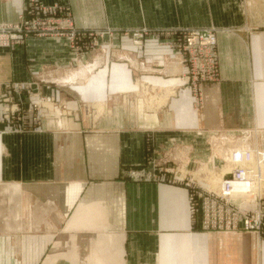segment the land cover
Listing matches in <instances>:
<instances>
[{
    "label": "crops",
    "instance_id": "1",
    "mask_svg": "<svg viewBox=\"0 0 264 264\" xmlns=\"http://www.w3.org/2000/svg\"><path fill=\"white\" fill-rule=\"evenodd\" d=\"M34 6L63 7L68 13L59 14L89 35L80 52L66 36L40 34L0 50V196L8 198L0 205L14 201L7 219L21 222L0 228V264H264V234L195 229L185 185L126 175L153 161L207 158V119L191 111L187 88L161 111L143 113L126 91L138 83L128 84L121 62L134 55L162 61L146 70L184 73L181 62L163 63L177 53L157 49L152 36L215 28L219 78L202 95L208 122L221 124L219 132L264 134V0H0V22L30 18ZM137 30L152 35L147 56L145 45L127 51ZM108 42L118 48L101 53ZM77 56L92 62L72 68ZM148 77L173 88L182 78ZM9 106L19 108L15 117Z\"/></svg>",
    "mask_w": 264,
    "mask_h": 264
},
{
    "label": "built area",
    "instance_id": "2",
    "mask_svg": "<svg viewBox=\"0 0 264 264\" xmlns=\"http://www.w3.org/2000/svg\"><path fill=\"white\" fill-rule=\"evenodd\" d=\"M33 16V19H25L21 16L17 26L11 23H0V46L10 47L16 43H20V35L27 30L26 25H32L37 29L38 26L46 24L39 18L40 12L54 15L55 22H58L56 17L60 12L68 13L63 7H41L34 6L33 9H29ZM69 16V14H66ZM64 23L61 24V29L56 35H67L71 42H75L78 38L85 36V33H81V30L77 28L71 19L66 18ZM25 27V28H24ZM73 28L71 32H64V28ZM141 31H135L136 36H140ZM171 34L182 33L184 37L178 39V47L181 58L186 61L191 60V67L189 68V74L193 79L199 83L196 84L195 93L197 103L202 99L203 90L206 88L205 83L209 80H215L218 75V63L216 47L218 43L217 30L215 28H197V29H181L178 31H171ZM188 34H190L188 36ZM81 36V37H80ZM138 38V37H137ZM175 41V40H174ZM137 41H135L136 43ZM173 43V41H172ZM173 45V44H171ZM181 50V51H180ZM188 79V78H187ZM199 81V82H198ZM5 102L10 101L11 97L6 95L3 97ZM37 107V104H34ZM19 110L18 107L9 106L6 111L8 115H14ZM243 135V134H242ZM249 157V153L246 154ZM222 159L221 157L219 158ZM166 163V162H165ZM159 161H153L150 168H130L126 171V175L134 180H153V181H168L170 183H182L185 185L189 193V213L191 217V225L193 228L202 229L208 232L216 233H235L239 231L255 232L258 234H264V194L259 195L255 199V205L245 206L242 204V200L234 198L229 193L231 181L227 179L224 183L225 189L217 191L212 186H209L210 182L204 178L203 174L191 173L189 170V164H181L180 167L173 165H165ZM224 163L222 159L220 163L214 164L219 168ZM199 166L201 163L196 162ZM240 172L237 173V177H240ZM196 175V176H195ZM197 177V178H196ZM206 183V188L200 189L198 183ZM198 182V183H197Z\"/></svg>",
    "mask_w": 264,
    "mask_h": 264
},
{
    "label": "rangeland",
    "instance_id": "3",
    "mask_svg": "<svg viewBox=\"0 0 264 264\" xmlns=\"http://www.w3.org/2000/svg\"><path fill=\"white\" fill-rule=\"evenodd\" d=\"M40 17L39 18H37V19H40V20H42V21H45V25L43 26V24H41L40 26H38L37 27V29L36 28H34L33 27V24L32 25H30V27H29V25H26V27L28 28L27 30H25L24 32H22L21 33V35H20V41H22L23 40V37H26V36H28V35H31V34H40V35H51V36H66V37H68L66 34L65 35H56L57 33H59V32H56L55 33V30H59V29H61V24H63L64 22V20L66 19V18H68V17H70V16H68V15H65L64 16V14L63 15H61V14H59V15H57L56 17L58 18V22L56 23L55 22V17H54V15H52V14H50L49 12H46V13H43V12H40V15H39ZM35 16H33L32 14H31V16H30V18H27V19H29V20H31V19H33ZM19 21V20H18ZM18 21H16L15 23H14V25L15 26H17L18 24H16V23H19ZM0 23H4V22H0ZM25 28V27H24ZM64 30H66V31H64V32H71V31H73V28H64ZM79 30H81L80 28H79ZM171 31H168L166 34H160V37H155V36H152L151 35V33H149V34H147V33H145L144 31L143 32H140L141 34H140V36H136L134 33H135V31H133L132 33H131V36H132V38L134 39V44H131L130 46H128L127 48V51H130L131 50V48H137V46L138 45H145V47H144V49H146L145 51H141V54L142 55H145V56H147V53H149V52H146V51H150L151 49H150V47H147L146 48V42H145V37L147 36H149V38L152 36L154 39H155V43H157L155 46L157 47V49H160V50H163V51H167V52H170V53H168V54H171V52L173 51V50H175L176 51V56H177V58H174L175 57V55H173V59L172 58H170V59H167V60H164V62L163 63H166V64H169V65H173V66H175V65H178V62H181V64H182V66H183V72L184 73H182V72H180L181 71V69H177L176 71H172V72H153L151 69H144L143 68V65H145V66H147V67H152V69L153 68H155V67H157V65L159 64V63H161L162 61H159V63L158 62H156L155 64H152L151 62H149V61H147L146 60V62L144 61V60H140V59H137V58H135L134 57V55H131V58H133V59H135V60H137V64H133L130 60H131V58H128V60H126V61H121V62H126L127 63V65H126V68H127V70H128V72H127V75L125 76L126 77V80L129 82L128 84H131V83H138L137 84V87H134V89H133V87H128L127 89H126V91H128V93H132L131 95H138L137 97H139V99H140V101H141V108H142V112L143 113H146V114H149L150 112H155V111H161V109L163 108V107H165L166 105H167V103L169 104L170 102V100H172L173 98H175V97H179L180 96V93H181V91L182 90H184L185 88H187V89H189L191 92H192V94H193V97H194V106H193V110L191 109V111L196 115V114H199L198 115V118L200 117V116H202V117H205V119H207V123L204 125V131L206 132V140H205V145H206V148H207V153H208V157L207 158H204L205 160H208V158L209 157H212L214 160H213V163L214 164H218V163H220L221 162V160L223 159H225L224 157H227V155H226V153H227V151H229L230 149H227V148H234L235 146H237V143H238V141L239 140H241V138H242V136H244V135H239L238 133H237V136H232L231 134H234V133H225V132H219L220 131V125L221 124H219V127L217 128V127H213V125L210 123V122H208V121H210L211 119L206 115V114H208L207 112H206V110H204V107H203V99H201L198 103H197V99H196V93H195V87H196V84H199V83H197L194 79H193V77L189 74V68L191 67V60H190V58L188 57V59L189 60H186V61H184L182 58H181V56H180V53L178 52L179 51V47H178V39H179V36L180 37H184L183 36V34L182 33H177V34H171L170 33ZM86 35L85 36H87V35H89V33H85ZM92 34V33H91ZM90 34V35H91ZM96 35H98L99 37L101 36V34L100 33H95L94 34V36H96ZM190 34H188V36H189ZM85 36H83L82 38H78V40H76L75 42H71V39H69V37H68V40H69V43H70V46H71V48L75 51V52H80V46H82V43L85 41V39H87V37H85ZM92 36V35H91ZM93 36V37H94ZM81 37V36H80ZM138 37V38H137ZM151 39V38H150ZM175 40V41H174ZM135 41H137L136 43H135ZM172 41H173V43H172ZM93 42V44L94 45H96V46H98L99 45V43H98V40L97 39H95V37H94V40L92 41ZM150 42H152V41H150ZM159 42V43H158ZM148 43H149V41H148ZM102 44V43H101ZM114 43H107L106 45H101V46H99V47H101L102 48V50H101V53L102 52H105V51H107V52H109L110 53V49H115V48H118L117 46H114L113 45ZM171 44H173V45H171ZM107 45H109V46H107ZM112 45V46H111ZM14 46V45H13ZM84 46L87 48L88 47V45H87V43L85 42L84 43ZM107 46V47H106ZM8 48H12V46H10V47H4V46H0V50H2V49H8ZM96 48H98V47H96ZM138 48H140V47H138ZM153 48V47H152ZM173 49V50H172ZM133 50V49H132ZM181 51V50H180ZM163 54V53H162ZM164 54H166V53H164ZM103 55V54H102ZM144 56V57H145ZM130 57V56H129ZM102 60V63H101V65L99 66V68H102V66H105V62H107L108 60L107 59H105V57L104 58H102L101 59ZM92 62V60L91 61H89V60H86V58H81V57H79V56H77V57H75L74 58V63H76V65H74L72 68H79L81 65H87V64H89V63H91ZM110 62H117L116 60H112V61H110ZM120 62V61H119ZM78 63V64H77ZM162 63V64H163ZM217 63H218V60H217ZM112 64V63H111ZM175 64V65H174ZM179 66V65H178ZM180 67V66H179ZM218 69H219V67H218ZM132 70H136L135 72H133ZM171 74H173V75H171ZM175 74H177V75H175ZM179 74V75H178ZM154 76V75H157V76H160V78H163V79H169V78H172V77H179V78H181V80H183V82H177L178 84L179 83H181L180 85H177V86H175V88H173L174 87V85H176V82H174V83H172L171 85L173 86V87H171V85H167V86H163V84L162 83H158V82H156V80H154V81H152V77L151 78H149L148 76ZM124 76H122L121 78H123ZM114 78H119V76L118 75H116V76H114ZM188 78V79H187ZM218 78H219V75H217V77H216V79L215 80H209V81H207L206 83H205V85L208 87V86H210L211 85V83H214V82H216L217 80H218ZM155 79H157V78H155ZM108 80V79H107ZM106 79H105V81H107ZM180 80V79H179ZM168 82H170V81H168ZM199 82V81H198ZM3 84H5L8 88L10 87V86H12V81H7V80H3V82H2ZM23 84V83H22ZM172 88L174 89V90H172ZM166 91H167V94H166ZM171 91V92H170ZM173 91V92H172ZM17 93V92H16ZM15 93V94H16ZM170 93H172V94H170ZM170 95V96H169ZM190 95V94H189ZM203 97V96H202ZM107 99H108V95H107V97H106ZM181 97H179V99H180ZM97 99V98H96ZM100 98L98 97V100H99ZM170 99V100H169ZM186 99H187V97H185V100L184 101H186ZM169 100V101H168ZM173 101V100H172ZM171 101V102H172ZM185 103L186 102H183V104L182 105H185ZM83 104H86V102H84ZM47 105H49L48 107H52V105H54V106H56L55 104H51V103H49V104H47ZM170 105V104H169ZM190 105L192 106V103H190ZM53 106V107H54ZM168 106V105H167ZM188 107H186L184 110H185V112L186 113H191V111H189V108L187 109ZM195 108H197L198 110H196ZM160 109V110H159ZM105 111V110H104ZM103 111V112H104ZM112 111V110H111ZM102 112V113H103ZM205 112H206V114H205ZM186 113L184 114V115H186ZM192 113V114H193ZM191 117H192V115H191ZM197 121V120H196ZM207 125V126H206ZM261 129L262 128H259V129H257V128H254V129H252L251 131H244V132H240V134H243V133H245V132H249V134H246L249 138H242V139H249V143L250 144H252V146H251V150H253L252 151V153L254 154V156H253V159H256V157H257V150H261V149H264V134H262V131H261ZM259 131V134L257 133ZM257 133V134H256ZM231 135V136H230ZM225 136H228L227 138H225ZM239 137H241V138H239ZM239 138V139H238ZM231 140V141H230ZM219 142V143H218ZM221 143H224V145L221 147ZM241 143V142H240ZM218 145H219V147H218ZM218 147V148H217ZM237 148V147H236ZM238 148H240V147H238ZM219 149V150H218ZM249 149V148H248ZM243 150V149H242ZM223 151V152H222ZM215 153H217L216 155L218 156V157H215V156H213L212 154H215ZM182 156V155H181ZM193 156V155H192ZM191 156V157H192ZM198 156V155H197ZM222 158L221 160L219 159V158ZM193 158V157H192ZM201 160H193V161H191V163H190V165L188 166L189 167V170H190V172L191 173H194V170L197 168V167H199V165L198 164H196V162H200ZM225 162V161H224ZM175 166H177V167H180L179 166V164L177 163V162H175ZM261 166H263L262 167V172H264V164L262 163V161H261V164H260ZM146 168V167H145ZM196 176V175H195ZM197 178V177H196ZM202 180H205V179H202ZM209 182H210V184H211V181L209 180ZM198 183V182H197ZM206 183V180L204 181V183H198L199 185H200V189H204V188H206L205 186H204V184ZM15 224H16V226H19L20 227V225H21V222H19L18 223V221H16L15 220Z\"/></svg>",
    "mask_w": 264,
    "mask_h": 264
},
{
    "label": "bare ground",
    "instance_id": "4",
    "mask_svg": "<svg viewBox=\"0 0 264 264\" xmlns=\"http://www.w3.org/2000/svg\"><path fill=\"white\" fill-rule=\"evenodd\" d=\"M83 70L87 71V69H82L81 71ZM85 75H87V73ZM85 75L79 76L80 79H83L81 77ZM180 81L183 82V80H179V82ZM166 85L169 84L166 83ZM204 94L205 92H203V95ZM195 109L198 110L197 108ZM257 133L259 134V131ZM246 134H249V132L243 133L244 136H242V138H249ZM231 135L237 136L236 134H231ZM242 138L241 140L238 141L237 146H235L234 148H227L230 150L227 151L226 153L227 157H224L225 162L219 168H217V166H214L213 164L214 159L212 157H209L208 160L201 159L200 161L201 165L195 171V174L200 175L204 173L203 175L204 178L211 181V184H209V186H212L217 191H220V189L221 190L225 189L224 183L227 179H229L232 183L229 190L231 196H233L234 198L241 199L242 204L245 206H250V205L254 206L255 199H257L259 195L264 194V172H262L263 166L260 165L261 161L264 164V149L257 150V157L256 159H253L254 154L252 153L253 150H251L252 144L249 143L250 138L245 140ZM223 145L224 143H221V147ZM247 153H249V157L246 156ZM216 154L217 153L212 155L218 157ZM240 170H241L240 177H237V173L240 172ZM0 199L4 202L8 200L7 196H2V197L0 196ZM10 204H11L10 208L9 207L3 208L0 205V228L10 229V227H14L12 225L10 226L9 223L16 225L14 221L7 219V215L9 214V212H12L14 214V210H15V206H14L15 202L10 200ZM227 234H234V233L230 232ZM98 259H99L98 256H96L93 259L91 258V260L94 262H96L95 260Z\"/></svg>",
    "mask_w": 264,
    "mask_h": 264
}]
</instances>
